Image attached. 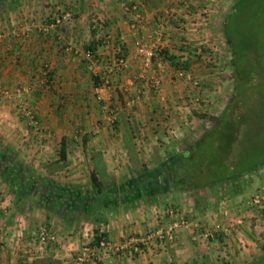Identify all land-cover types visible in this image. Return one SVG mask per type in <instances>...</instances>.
I'll return each instance as SVG.
<instances>
[{"label": "crops", "instance_id": "obj_1", "mask_svg": "<svg viewBox=\"0 0 264 264\" xmlns=\"http://www.w3.org/2000/svg\"><path fill=\"white\" fill-rule=\"evenodd\" d=\"M2 2L7 9L0 8L1 132L10 137L8 141L16 148L25 151L33 148L30 150L35 160L53 161L50 173H59L57 166L65 161H59L60 153H67L68 144L63 136L80 125L88 135L86 141L75 140L69 146L76 150L70 164L76 168L68 178H72L71 183H78L82 170L77 167L81 165L89 176L83 179L86 181L84 189L72 184L70 191L86 199L93 198L95 191L88 182L94 168L91 154L100 151L106 172L103 191L107 198L98 211L99 218L85 206L80 211L77 202L62 216L60 206L57 212L43 209L40 195L36 204L27 205L22 203L16 186L11 190L5 188L0 194V264H74L72 256L93 240L96 233L112 243L126 244L132 236L151 231L158 223L166 224L162 212L166 202L174 203L175 197L193 222H199L206 230L217 226L220 230L215 239L201 237L200 242L192 239V229L177 230L174 241L167 246L168 255L176 264H247L264 254V220L256 225L238 223L241 211L247 210L244 200L252 191L244 182L248 174L238 182L219 185L224 186L223 189L218 187L219 195L223 190L222 196L203 208L197 197L206 191L211 196V188L187 193L166 189V175L158 171L159 166L152 160L153 149H158V159L164 163L166 148L174 147V142L180 140L178 136L182 140L189 137L191 128L186 125L189 118L196 120L194 109L203 110L200 102L212 99L209 110L213 111L214 99L219 101L224 90L223 87L218 90L217 82L221 78L214 75V68L209 64L217 60L222 63L224 58L215 59L206 49L201 53L187 43L185 34L178 28L179 21H195L200 8L209 5L211 17L206 32L211 45L218 38L214 25L223 21L227 14L224 2L229 0H191L187 5L184 0H0ZM121 3H134L136 12L124 10ZM51 8L71 11L74 23L66 26H49L48 23L45 24L49 28L47 33L43 32L36 21ZM95 14L104 20V32H110L109 44H102L98 37L103 30L98 33L90 28ZM32 17L36 24L31 22ZM191 35L196 39L195 33ZM88 45L96 48L100 58L96 68L115 83L113 90L100 94V101L93 96V76L83 55ZM140 46L160 50L149 69L142 67ZM117 53L126 58L121 71H114L111 65ZM42 62L51 67L49 82L44 78ZM155 79L160 80L158 88L153 87ZM203 82L209 87L203 86ZM20 97L37 111L44 133L31 128L21 111ZM128 98L131 100L127 103ZM60 101H67L70 107L62 110L64 103L60 108ZM115 104L119 111L112 112V117L102 109ZM78 118L83 121L76 123ZM111 118L113 127H109ZM95 120L100 122L91 126ZM123 122L129 124L137 147L143 150L140 158L146 171L134 168L129 160L122 140ZM56 161L58 165L54 166ZM150 164L154 167L150 168ZM152 179L159 184L155 192L144 188ZM130 180L136 182L125 188L124 184ZM41 224L47 226L53 237L42 246L34 237ZM166 257V243L158 241L149 243L139 253L129 247L109 251L101 264H167Z\"/></svg>", "mask_w": 264, "mask_h": 264}, {"label": "trees", "instance_id": "obj_2", "mask_svg": "<svg viewBox=\"0 0 264 264\" xmlns=\"http://www.w3.org/2000/svg\"><path fill=\"white\" fill-rule=\"evenodd\" d=\"M6 7L7 5L4 2L0 3V8L6 10ZM262 9H264V0H234L229 11L224 16L221 30L226 36L227 47L232 52L233 62V80L235 84L232 98L227 104L226 110H223L221 115L215 119L211 128L202 137L189 145H185L182 150H178L176 147L166 148V151H164L166 153V161L164 163L158 159L159 153L157 154L156 149H154L152 160L159 166L158 171L164 172L166 175V189L187 193L212 188L223 183L238 182L244 175L256 171L261 164H264V160H254L253 150L250 154L247 153L250 158H246V154L241 149V139L246 133L249 123H255L256 120L251 119L244 122L246 116L240 110L238 93L245 77V67L244 64L239 62V58L242 59L245 52L252 51L250 50L251 48L257 52L256 48L253 47L254 44L250 37V32L247 31H249L257 16L261 14ZM238 45L242 46V49H237ZM86 48L94 49L91 45ZM98 81V77L93 76L94 85ZM123 125L122 140L129 160L134 168L138 167L146 171V166L139 157L130 126L127 122H123ZM239 135L241 138H239ZM234 152L240 156L238 157L239 161L236 163L232 159L235 155ZM13 158H15V154L7 150L0 151V166L4 167L2 174L7 176L9 173H13L14 177H17V183H15L17 184V189L15 190L21 198L30 191L39 189L42 201H45V206L48 209H52V211L54 210V212H57L60 206V214L62 216L66 215L67 208L76 206L74 202L80 205V211H83L85 206L86 210L89 213H94L96 218L101 216L98 211L103 207V199L107 198V194L103 191L106 182L104 179L106 172L100 151H94L91 154L94 168L90 172V181L95 194L93 198L88 199L79 195L78 192H71L70 188L56 187L50 185L47 181L43 182L42 187L33 186L31 176L26 175V172H23L21 162L18 160L14 161ZM64 159L65 153L63 151L60 153L59 161ZM57 165L58 161L55 162L54 166ZM134 182L136 181L130 180L124 184V187L127 188L126 185L133 186ZM158 185V182L152 179L148 181L144 188L155 192L154 190ZM136 187H139L138 184ZM144 190L146 191V189ZM102 238H104L102 234L98 235L96 233L91 243H95ZM262 259H264V254L247 264H264L261 263Z\"/></svg>", "mask_w": 264, "mask_h": 264}, {"label": "rangeland", "instance_id": "obj_3", "mask_svg": "<svg viewBox=\"0 0 264 264\" xmlns=\"http://www.w3.org/2000/svg\"><path fill=\"white\" fill-rule=\"evenodd\" d=\"M233 1L234 0H229V2H227V3L224 2V8L227 9V12L229 11V8L231 7ZM51 6H52V4H51ZM47 12L48 13H46V14H43V15L41 14L39 16L38 20L36 21V22H38L37 27H41V30L45 33H47L48 30L45 31L43 28L47 27V25H45V24L50 23L51 18L53 17V14L65 13V12H68L71 14L69 21L63 23L62 25H58V26H66L67 24L70 25L71 23H74V19H73V15H72L71 11H67L64 8H63V10H61L60 8L57 10H56V8H51V9L47 10ZM91 18H92V20H90V28L94 31H97L98 33L100 32V30H103V32L100 33L98 36V37H100V39H101L100 41L102 43V39H104L103 35H104V33H106V32H104V28H105V26H104L105 24L103 23L104 20H102L100 17H98L97 14H95ZM31 22L35 23L34 17L31 18ZM17 25H18V23H17ZM221 26H222V22H220V24L217 26L214 25V30L218 34V38L215 41L213 40V43L215 42V44H211L208 49L211 50L210 52L213 54V58L216 59L217 56H218V58H222V57L224 58V62H222V63H219L218 60L216 62H209L211 67L214 68L213 69L215 72L214 75L221 78V80H219V83L217 82V84H219L218 90H221V87H223V89H224L223 94L221 93L222 97L219 95V97H220L219 101L214 99V106H212V107H214L213 111L209 110V108L211 107L210 103L212 102V99L208 100V102H205V101L200 102L201 105H203L202 106L203 110L194 109V114H195L194 116H196L195 117L196 120L189 118V120H187V125L185 124L187 127L189 126L191 128V131L190 132L188 131L190 133L189 137L185 138V140H182L181 137L178 136V138H180V140L175 141L174 145H172V146L176 147V149H178V150L184 149L185 145H189L190 143H193L194 141H196L200 137H202L204 135V133L207 132L209 130V128H211V126L215 122V119L221 115V113L226 108L227 104L229 103V101L232 98V95L234 92V84H235L234 80H233L232 52L227 47V39L221 30ZM15 30H17V29H15ZM247 32H250V37H251L253 44H254L253 47L256 48L257 52H255V50H253V48L249 47V48H251L250 50H252V51L245 52V54H243V58L242 59L239 58V62L241 64H244V67H245V69H244L245 77L243 78V84H242L241 89L238 91L239 98H240L239 99V105H240L241 112L246 116V119H247V120L245 119L244 122H246L248 120L250 121L251 119L256 120V122L255 123L254 122L249 123L248 129L246 130V133L244 134V136L241 139V142H242L241 143V145H242L241 149L243 150L244 154H246L245 155L246 158H250V156L248 154H250V152L253 150V153L255 155L254 160L257 161V160H264V9H262L261 14H259V16H257V18L255 19V22L253 24H251V27H250L249 31H247ZM108 33H110V32H108ZM15 34L18 35L19 34L18 31H16ZM188 39L190 41H195V36L189 34ZM110 42H111V37H110ZM61 43H62V41H61ZM102 44H104V43H102ZM105 44H107V43H105ZM191 44H193V43H191ZM193 45H195V44H193ZM206 46H205V48H203V46H201L199 48L204 50L207 48ZM237 49H242V46L238 45ZM202 50H200L201 53H202ZM208 53H209V51H208ZM85 61H87V60H85ZM45 63H47V62H44L42 64V66ZM87 69L90 72V74L93 76L92 70H90L88 67H87ZM97 70L99 72L101 71L99 68H97ZM50 71H51V68L49 69L48 75L50 74ZM230 77H231V79H230ZM44 78L46 79L47 82H49L51 80L50 75H49V77L47 75H44ZM215 79H219V78H215ZM110 80L112 82V79H110ZM114 85H115V83L112 82L113 87L111 90L114 89ZM203 86L209 87V84L203 82ZM93 87H94V84H93ZM93 87H92V93H93V96H96V94L94 93ZM153 87H154V85H153ZM211 89H210V91H211ZM199 94H200V92H199ZM208 97L210 98L211 96L208 95ZM20 98L21 99H19V100L22 101V102L19 101V104L21 106V111H22L23 115L28 118V123L30 120L28 115H30V114H33L35 119L39 123L38 129H36L33 124H29L31 126V128H33L38 133L39 132L44 133V127H43L41 120L39 119V117L37 115V111L34 108H32L31 106L27 105L26 100L24 101L22 99L23 97H20ZM95 99L100 101L99 100L100 98H97V96ZM130 100L131 99L128 98L125 100V102L127 101V103H128V102H130ZM66 102L67 101H64V102L60 101V104H59L60 108L62 106L61 103H64L62 110L70 107V105H66ZM99 103H101V102H99ZM205 104H207V105H205ZM120 106L123 107L122 103ZM118 107H119L118 104H115L113 106L106 105V107H102V109L108 111V113H110V116L112 117L111 111L115 114V112L119 111V109H117ZM124 107L126 108L127 106L125 105ZM125 108H123V109H125ZM28 111L30 112V114L27 115ZM123 111L126 112L125 110H123ZM196 111H198V112H196ZM201 117L205 119V122L201 121V119H202ZM199 118H201V119H199ZM80 121H83V118H78L76 123H78ZM113 121H114V119L111 118V120L109 121L110 122L109 127L110 126L113 127V125H114ZM98 122H100V120H95L94 124L91 126H96ZM196 125H198V126H196ZM82 129H84V128L80 127V125H76L75 129L72 130L68 135L64 134L65 136H63V137L66 140V142L68 143L67 149H66L67 153H65L66 154L65 161L62 163H59V166H57V169L60 170L59 173H52V172L50 173V169L53 167V163H54L53 161H49V160L42 161V158H41V160H40V158L35 160L32 157L33 151H31V150L33 148H30L31 149L30 150L28 147L27 151H25L24 149H21V148H16V145L13 142L8 141V139L10 140V137L9 138L6 137L5 133L1 132V130H0V151L7 150V151L15 154V158H13L14 161L18 160L21 162V164L23 166V172H26V175L31 176V178H32L31 180L33 181V184H32L33 186L42 187L43 182L45 183V181H47L48 183H50V185H53L56 187L61 186L64 188H69L73 184L76 187L78 186V188L81 187L82 189H84L86 181L83 182V179L84 178L87 179V177L89 176V175H87V171H86L84 165L77 167L78 170H82L81 172H79L80 178H79V180H77L78 183H71L72 178H68V175H70V172L73 171L74 168H76V165H74V166L70 165L73 162L71 157H76V156H74V155H76V150L73 147L71 148L69 146H70V144L74 143L73 141H75V140L83 141V142L86 141V135H88V133L87 132L84 133ZM188 132L186 131V133H188ZM239 138H241V136ZM136 147H137V145H136ZM169 148H172V147L170 146ZM137 150L139 153V157H142L143 150L139 149L138 147H137ZM156 151L159 152L158 149H156ZM233 151H235V149H233ZM153 153H154V149H153ZM234 154H235V152H234ZM28 156H30L31 158H29ZM54 156H55V154H54ZM238 157H240V156L237 154H235L233 156L232 159L235 163L237 161H239ZM60 165H62V167H60ZM149 166H150V168L154 167L151 164ZM78 170H76V171H78ZM3 172H4V167L0 166V194L4 192L2 190H4L5 188L11 190V189H14L15 186L17 185V184H15V183H17V181H16L17 177L16 176L14 177L13 173H9V174H7V176H3V174H2ZM42 175H44V176H42ZM261 180H264V164H261L257 168L256 172L252 171L251 173H248L247 178H244V182L245 183L247 182L251 186L252 190L256 187V185ZM88 182L92 186L91 181L89 179H88ZM218 187L222 188L224 186L218 185V186L212 187L211 188L212 189V191H211L212 195L211 196L209 195V193L207 194L206 193L207 191H206L197 197V200L199 201V204L202 207L205 205L211 206L210 204L212 203V201L214 199H217V197L219 199L220 195L222 196L223 190H222V193L219 195ZM230 187H232V186H230ZM37 190L30 191L28 194H26L24 197H22L21 198L22 203L23 204L25 203L27 205H32L33 203L36 204V200H38L39 195H40V190L39 189H37ZM224 192L227 193L226 191H224ZM225 196L223 198H228ZM177 199L178 198L175 197L174 203L166 202V204H165L166 207H169V206H175L178 208L180 207V210L183 212V214L186 213V212H184V210L181 209V206H179L180 205L179 200H177ZM9 200H10V202H12V198L9 197ZM41 201H42V199H41ZM8 202L9 201L7 200L6 203H8ZM229 202H227V203H229ZM40 204L42 205L43 209L47 210V207L45 206L46 205L45 201L44 202L42 201V203H40ZM243 212H244V210L241 211L240 214H242ZM184 216L188 220L192 221V219L189 218V216L187 214H184ZM261 220H264V216ZM244 222L252 223L251 220H248V219H244L243 221H241V223H239V222L238 223L240 225V224H243ZM197 223H199V222H197ZM252 224H254V223H252ZM41 226H46V225L41 224L39 227H41ZM39 227L37 229H39ZM49 233L51 234L50 230H49ZM34 237H35V235H34ZM213 238L215 239L216 236H214ZM173 241L166 242L167 264H176L174 261V258L171 255H168L169 253L167 250V246L170 245V243H172ZM196 241L200 242L199 239ZM261 263H264V259H262Z\"/></svg>", "mask_w": 264, "mask_h": 264}, {"label": "built area", "instance_id": "obj_4", "mask_svg": "<svg viewBox=\"0 0 264 264\" xmlns=\"http://www.w3.org/2000/svg\"><path fill=\"white\" fill-rule=\"evenodd\" d=\"M190 1L191 0H184V4L187 5ZM121 6L126 11L133 10L134 12H136L137 7L134 3H121ZM198 12V19H196L195 21H179L178 28L180 31H182L183 34H185V41L190 44H195L194 47L198 52L202 50L199 47L203 46V48H205L206 43H208L209 45L206 46V50L209 51L208 54L211 56V50L208 49L210 47V43L209 41H207L208 32H206V28L209 24V20L211 17V7L209 5L203 6ZM70 16L71 14L68 12L53 14V17L51 18L52 22L49 25H62L63 23L70 20ZM43 29L45 31L48 30L47 27ZM191 33H195V41H190L188 39V34ZM110 37V33H104V39H102V43L109 44ZM212 44H215V42ZM140 49L143 51L142 67L143 69H149L153 64V57L157 53H160V50H146L143 49L141 46ZM83 55L84 58L88 61L87 67L92 70L93 76H96L99 79V81L94 85L93 90L97 98H100V94L102 92L109 91L112 89V82L107 74L101 71L99 72L96 68L100 61L98 53L96 52V48L84 49ZM125 64L126 58L120 53H117L114 56L111 63L114 71H121L125 67ZM50 68V65L48 63H45L41 68L43 71V75H47L49 77L48 72ZM159 84V79H155L153 81L154 88H158ZM28 114H30L29 111L27 112V115ZM28 116L30 119L29 124H33L35 128L38 129L39 123L35 119L34 115L30 114ZM244 204L247 210H244V212L239 216L238 222L241 223V221H243L244 219H248L251 220V222L254 224H259L264 216V180H261L256 185V187L250 192V194L245 198ZM162 213L164 218H166V224L164 222L158 223V226L155 229L132 236L126 242V244H115L103 238L95 243H91L90 241L82 245L80 249L72 256L73 263L101 264L104 255L107 254L109 251H119L127 247L132 249L133 252L139 253L144 248H146L151 242L156 243L159 241V243H166L168 241H173L176 235V231L179 229H192V239L194 240H198L201 237L209 239L211 237L216 236L220 231L218 226L213 230L203 229V227L199 223L188 220L184 216L185 213L183 214V212L180 210V207L178 208L175 206H169L166 207ZM35 238L37 239L38 243L42 246L45 245L46 242L53 237L49 233V229L46 226H41L36 232Z\"/></svg>", "mask_w": 264, "mask_h": 264}, {"label": "water", "instance_id": "obj_5", "mask_svg": "<svg viewBox=\"0 0 264 264\" xmlns=\"http://www.w3.org/2000/svg\"><path fill=\"white\" fill-rule=\"evenodd\" d=\"M226 109H224V111H225Z\"/></svg>", "mask_w": 264, "mask_h": 264}]
</instances>
